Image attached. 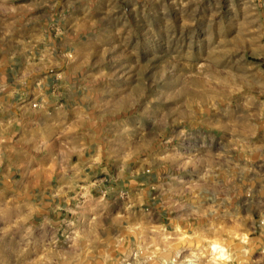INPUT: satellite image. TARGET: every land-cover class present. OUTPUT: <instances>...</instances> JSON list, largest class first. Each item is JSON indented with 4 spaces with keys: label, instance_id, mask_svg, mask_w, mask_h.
Here are the masks:
<instances>
[{
    "label": "rangeland",
    "instance_id": "1",
    "mask_svg": "<svg viewBox=\"0 0 264 264\" xmlns=\"http://www.w3.org/2000/svg\"><path fill=\"white\" fill-rule=\"evenodd\" d=\"M63 35L97 153L173 174L179 220L193 222L109 264H264L251 239L264 230V0H0V68ZM23 199L2 200L13 220ZM12 231L28 257L0 264H42Z\"/></svg>",
    "mask_w": 264,
    "mask_h": 264
},
{
    "label": "crops",
    "instance_id": "2",
    "mask_svg": "<svg viewBox=\"0 0 264 264\" xmlns=\"http://www.w3.org/2000/svg\"><path fill=\"white\" fill-rule=\"evenodd\" d=\"M69 36L0 68V210L8 211L0 219V258L28 257L22 246L12 252L13 227L21 243L34 240L42 264H109L139 242L154 251L157 231L172 233L174 221L193 223L179 220L185 199L173 174L114 166L93 147L79 66L61 57L74 50ZM7 195L23 196L27 206L14 220ZM251 239L264 250V230Z\"/></svg>",
    "mask_w": 264,
    "mask_h": 264
},
{
    "label": "built area",
    "instance_id": "3",
    "mask_svg": "<svg viewBox=\"0 0 264 264\" xmlns=\"http://www.w3.org/2000/svg\"><path fill=\"white\" fill-rule=\"evenodd\" d=\"M31 105H32V106H35V103H32Z\"/></svg>",
    "mask_w": 264,
    "mask_h": 264
}]
</instances>
